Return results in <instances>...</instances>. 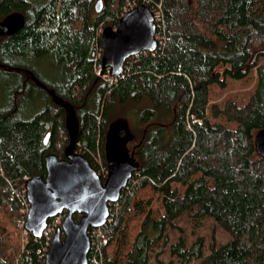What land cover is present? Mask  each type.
Listing matches in <instances>:
<instances>
[{
  "label": "trees",
  "instance_id": "trees-1",
  "mask_svg": "<svg viewBox=\"0 0 264 264\" xmlns=\"http://www.w3.org/2000/svg\"><path fill=\"white\" fill-rule=\"evenodd\" d=\"M140 3L161 4L164 44L129 56L105 81L93 70L96 30ZM14 12L22 25L10 31L2 23ZM45 56L56 79L34 67ZM1 77L12 83L0 107V264H45L48 237L19 220L25 180L43 177L45 154L64 157L72 136L49 90L73 106L75 150L95 170L97 153L108 170L109 125L132 115L129 106L153 105L139 111L124 157L137 165L109 220L97 238L88 229L87 264H162L159 243L180 264H264V156L255 147L264 128V0H102L99 12L93 0H0ZM29 106H38L32 115ZM192 210L227 234L206 254L202 237L169 240Z\"/></svg>",
  "mask_w": 264,
  "mask_h": 264
},
{
  "label": "water",
  "instance_id": "water-1",
  "mask_svg": "<svg viewBox=\"0 0 264 264\" xmlns=\"http://www.w3.org/2000/svg\"><path fill=\"white\" fill-rule=\"evenodd\" d=\"M102 0L94 2L99 12ZM22 16L18 12L9 14L2 25L10 31L22 25ZM101 65L108 68L112 76L119 75L125 60L142 51H153L157 47L155 24L151 8L146 3L134 5L120 16L115 27L105 26L101 35ZM38 84L44 86L41 82ZM52 98L65 108V125L71 132V138L64 148V157L48 152L44 156V176L34 175L25 180V197L28 209L23 227L25 231L39 237L48 224V220L63 213L59 226L55 228L44 255L45 264H87L90 249L88 229L102 226L110 214L109 203L115 202L122 189L131 178L136 162L124 160L119 155L123 147L115 141L124 142L130 134L118 137L115 129L121 121L109 125L106 142L108 170L102 179L84 155L75 151L74 134L78 120L73 106L54 96ZM115 127V129H114ZM117 136V137H116ZM47 135L44 137V142ZM256 151L264 156V128L255 135ZM74 213L79 217L74 218Z\"/></svg>",
  "mask_w": 264,
  "mask_h": 264
},
{
  "label": "rangeland",
  "instance_id": "rangeland-1",
  "mask_svg": "<svg viewBox=\"0 0 264 264\" xmlns=\"http://www.w3.org/2000/svg\"><path fill=\"white\" fill-rule=\"evenodd\" d=\"M95 1L96 0H93V2ZM34 67L37 69L39 75L44 79H56L58 77L55 70L56 68L53 67L51 59H49V57L47 56L36 61L34 63ZM11 83L12 80L10 79H6L5 77L0 78V107L3 106L6 101V90ZM234 83L236 84L237 88H239L238 86L241 84V81H235ZM249 87L250 85H247L241 87V89H247ZM228 92V90L224 91L221 96L225 95ZM261 92L264 95V78L261 84ZM47 98L49 99V96H47ZM146 106L153 105L142 101L138 102L134 105V108L136 110H134L133 107L129 106V111L132 113V115L121 117L126 121L128 130L131 132L130 140L127 143L129 146L136 139L137 133L136 130H134V126L137 123L139 111H141V109ZM37 107L38 106H29L27 114L32 115L36 111ZM194 212L195 210L189 211L177 220V225L180 229H171L169 231V240L170 242H173L178 236H183L186 240L187 245H190L197 237H202L204 241L202 252L203 254H206L208 252V245L212 240H214L217 244L222 243L226 240L227 234L219 227H215L213 221L210 218L206 216H197ZM59 215L63 216V213ZM59 215L55 216L51 220V226L49 227L51 235L54 233L56 226H59L61 222L62 218ZM157 249L161 250L159 258L162 261V264H180L179 259L169 253L168 246H163L161 245V243H159L157 245ZM195 261L196 260L192 259L190 261V264H193ZM150 264L157 263L151 261Z\"/></svg>",
  "mask_w": 264,
  "mask_h": 264
},
{
  "label": "built area",
  "instance_id": "built-area-1",
  "mask_svg": "<svg viewBox=\"0 0 264 264\" xmlns=\"http://www.w3.org/2000/svg\"><path fill=\"white\" fill-rule=\"evenodd\" d=\"M151 10H152V13H153V19H154V24H155V39L157 41V47H158L159 45H163L164 44L163 11H162V8H161V4L157 3L156 5H154L152 7ZM101 31H102V28H97L96 33L99 34V36H100L101 35ZM93 57H94V59L96 61L95 64H94V69H93L94 73L98 77H101L105 81L113 82L114 79L118 75L117 76H112L109 73V69L108 68H103L102 67V65H101V57H102V46H101V44L100 45L95 44L94 49H93ZM95 164H96V172L99 175H103L105 177L106 174H107V169L103 165L99 153H97V160H96ZM23 197H24V202H25L24 212H25V215H26V212H27V209H28V202H27L26 197H25V189L24 188H23ZM25 215L23 216V218L21 220H19V225L22 226V227H23V224H24ZM108 220H109V216L107 218V221ZM48 223L49 224H47L46 228L43 230V234L48 237L49 241L47 242V244L49 245L50 239L52 237L51 232L49 231L50 230L49 227L51 226V221L48 222ZM102 226L93 227V228H95L94 229V238H97L99 236V234L101 233V227ZM23 229H24V227H23ZM24 231H25V229H24ZM90 243H91V241H90ZM44 255H45V253H44Z\"/></svg>",
  "mask_w": 264,
  "mask_h": 264
},
{
  "label": "crops",
  "instance_id": "crops-1",
  "mask_svg": "<svg viewBox=\"0 0 264 264\" xmlns=\"http://www.w3.org/2000/svg\"><path fill=\"white\" fill-rule=\"evenodd\" d=\"M101 41V40H100ZM167 116H169V115H167ZM116 121H121V122H123V123H120V125H119V127H117V129H115V127H114V129H115V131H116V134L115 135H118V137H122L123 135H124V133L125 132H127L128 134H130L129 136L131 137V132L128 130V127H127V123H126V121L123 119V118H121V117H119V118H117L116 120H114L113 122H116ZM112 122V123H113ZM117 137V136H116ZM130 137L129 138H125L126 140L124 141V142H119V141H117V140H110V139H108L109 140V144H113L112 142H116L117 144H119V147H123V151H121L120 152V150H119V155L118 156H123V159L124 160H128V158H124V157H126V152H127V148H128V141L130 140ZM106 142H107V138H106V141H105V145H104V149H105V154H106ZM76 151V150H75ZM77 152V151H76ZM132 162H134L133 160H131ZM107 163H108V160H107Z\"/></svg>",
  "mask_w": 264,
  "mask_h": 264
},
{
  "label": "bare ground",
  "instance_id": "bare-ground-1",
  "mask_svg": "<svg viewBox=\"0 0 264 264\" xmlns=\"http://www.w3.org/2000/svg\"><path fill=\"white\" fill-rule=\"evenodd\" d=\"M110 210V209H109Z\"/></svg>",
  "mask_w": 264,
  "mask_h": 264
}]
</instances>
